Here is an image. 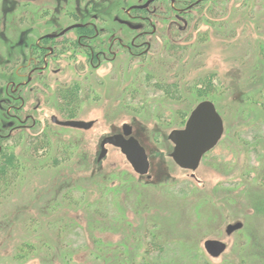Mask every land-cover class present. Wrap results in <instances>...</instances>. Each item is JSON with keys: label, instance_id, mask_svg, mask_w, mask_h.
<instances>
[{"label": "rangeland", "instance_id": "obj_1", "mask_svg": "<svg viewBox=\"0 0 264 264\" xmlns=\"http://www.w3.org/2000/svg\"><path fill=\"white\" fill-rule=\"evenodd\" d=\"M144 2L0 0V162L18 161L0 177V264H264V0L130 9ZM74 23L89 27L33 59L40 37ZM143 31L138 55L127 46ZM204 100L223 133L191 171L170 157L168 134ZM124 123L147 174L111 145L97 160ZM207 239L224 250L211 256Z\"/></svg>", "mask_w": 264, "mask_h": 264}, {"label": "water", "instance_id": "obj_2", "mask_svg": "<svg viewBox=\"0 0 264 264\" xmlns=\"http://www.w3.org/2000/svg\"><path fill=\"white\" fill-rule=\"evenodd\" d=\"M151 0H146L141 5L135 7L144 8ZM73 27L68 26L64 30ZM51 121L57 125L88 129L92 121L77 119H58L51 116ZM120 133L107 135L100 141V152L97 160L102 159L106 152V145L117 147L125 156L132 169L139 175L148 172L149 161L144 147L132 135L131 126L128 123L122 125ZM223 133V121L217 112L214 104L209 100L199 102L190 112L183 128L171 130L168 139L172 142L173 148L170 153L172 160L181 168L194 171L201 157L219 141ZM191 176H194L191 173ZM241 222L228 224L225 228L226 234L241 228ZM204 249L211 256H218L225 248L222 241L207 239L203 243Z\"/></svg>", "mask_w": 264, "mask_h": 264}, {"label": "flooded vegetation", "instance_id": "obj_3", "mask_svg": "<svg viewBox=\"0 0 264 264\" xmlns=\"http://www.w3.org/2000/svg\"><path fill=\"white\" fill-rule=\"evenodd\" d=\"M152 1V0H151ZM139 5V4H138ZM193 5V4H192ZM191 5V6H192ZM136 5H133V6H131L130 7V9L132 8L133 10H136V9H138V7H135ZM190 6V7H191ZM140 9V8H139ZM141 9H143V8H141ZM73 26V27H71V28H69V29H67V30H64L65 28H63V29H61V30H59L58 31V33H55V34H50V33H47V34H45V35H43L42 37H40L39 39V42H38V44H36L37 45V53H35V56H33V59L35 60H39V57H40V59L42 58V55H43V53H44V44H43V42L44 43H47V42H49V41H53L54 43H57V42H62L61 40H60V38L61 37H63L67 32H69V31H75L76 33H77V31H79V32H81L80 30H82V32H86L87 31V29H88V25H86V24H79V23H74V24H70L69 26ZM68 27V26H67ZM137 27L138 26H134V29H137ZM95 29V28H94ZM92 30V32L94 33V37H95V35H96V31L95 30ZM84 33H80L78 36H77V38H76V41H75V44L77 43L78 45H84V47H88L89 48V51L91 52V58H92V52H93V48L91 47V44H90V42H91V37H88V35L87 34H84ZM78 34V33H77ZM145 34V31H143L142 33H139V34H137V35H135V36H133V38L131 39V42H130V44H129V46H127V48L128 49H130V51L131 50H134L135 52L136 51H138L139 53H138V55L141 53L140 52V49H141V47H142V45L143 44H141V43H139V41L137 42V40H139L140 39V37H141V35H144ZM81 39H83L84 40V42H85V44H83L82 43V41H81ZM89 39V40H88ZM55 40H57V42H55ZM86 40V41H85ZM8 41V40H7ZM58 44V43H57ZM48 48V52H51V53H53L54 52V50L52 49V47L50 46V47H47ZM97 55V54H96ZM93 56L94 57H96L94 54H93ZM4 63V62H3ZM3 63L2 64H0V68L3 66ZM7 101V100H6ZM8 102V101H7ZM8 106V105H7ZM121 128H122V126H121ZM131 129H132V127H131ZM122 131V130H121ZM133 132V131H132ZM132 135H133V133H132ZM8 134L7 135H4L3 134V132L0 130V142L1 141H3L4 139H7L8 138ZM134 136V135H133ZM135 137V136H134ZM1 144V143H0ZM0 150H1V146H0Z\"/></svg>", "mask_w": 264, "mask_h": 264}, {"label": "trees", "instance_id": "obj_4", "mask_svg": "<svg viewBox=\"0 0 264 264\" xmlns=\"http://www.w3.org/2000/svg\"><path fill=\"white\" fill-rule=\"evenodd\" d=\"M8 137H10V135ZM17 167H18V161L16 160L15 155L13 153L10 152L8 154L2 155L0 162V177L2 179H5L10 173H13L11 175L14 176L16 174L15 170Z\"/></svg>", "mask_w": 264, "mask_h": 264}]
</instances>
